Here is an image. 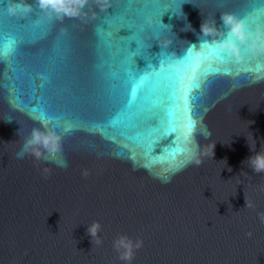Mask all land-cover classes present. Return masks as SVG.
<instances>
[{
    "label": "water",
    "instance_id": "95a60500",
    "mask_svg": "<svg viewBox=\"0 0 264 264\" xmlns=\"http://www.w3.org/2000/svg\"><path fill=\"white\" fill-rule=\"evenodd\" d=\"M31 2L34 11L15 18L50 28L47 39L32 50L49 57L54 40L70 45L61 53L62 62L50 69L60 112L96 123L86 131L64 132L68 120L42 119V81L37 79L35 102L30 103L11 87L8 65H0V264H128L113 247L121 234L143 241L131 264H264L259 216L264 213V174L246 164L254 154L248 138L255 139L257 152L264 150V57L249 61L241 46L245 60L224 74L225 65L208 54L213 43L228 39L221 15L243 18L251 0H184L161 18L162 28L142 33L150 60L143 54L135 57L138 71L158 70L164 61L185 84L193 76L201 83L190 94L193 131L187 127L183 92L174 97L167 85L174 125L132 127L128 117L109 123L119 106L107 88L112 55L104 28L115 23L110 7L123 0H110L107 11L90 4L87 19L63 22L48 20L38 0ZM7 3H0V19L7 17ZM132 7L148 14L149 23L161 11L154 0H132ZM205 20L216 21L219 28L210 43L202 37ZM161 37H171L172 43L164 48ZM136 47L133 42L131 50ZM216 68L219 75L212 74ZM41 122L60 125L67 167L30 155L17 157ZM193 143L199 145V165L190 162ZM96 221L102 228L92 238L88 226Z\"/></svg>",
    "mask_w": 264,
    "mask_h": 264
},
{
    "label": "snow or ice",
    "instance_id": "6c2138e0",
    "mask_svg": "<svg viewBox=\"0 0 264 264\" xmlns=\"http://www.w3.org/2000/svg\"><path fill=\"white\" fill-rule=\"evenodd\" d=\"M154 2L161 5V11L156 16L152 15V23H149L148 14L138 7H132V0H123L121 5L110 7L114 10V14L109 16L115 23H106L109 25L108 30H105L103 25L104 32L108 36L107 46L110 55H112L107 88L112 93L111 101L119 106L117 115L114 118H109V123L115 124L121 117H128L132 121V127L147 128L150 125L152 130H156L161 123L171 122L174 125L175 121H170V118L175 113L169 107L170 101L164 87L167 85L174 90L172 93L174 97L177 92H183V103L189 115L187 127L193 131L196 125L191 120L190 94L201 87V83L195 76L190 83L185 84L178 72L166 68L164 61L160 62L158 70L140 72L136 68L135 57L143 54L145 59L150 60L142 40V33L144 31L155 33L158 28H162L164 25L161 23V18L169 10H172L174 5L185 4L184 0H154ZM165 7L168 9L167 11H165ZM248 7L250 10L245 11L242 15L249 28L254 30L257 24L264 23V0H251ZM21 20L27 22L21 24ZM122 30H128L130 34L122 36L120 35ZM49 35V27L34 28L29 20L16 19L7 14L5 19H0V46L8 45L10 54L0 56V65H8L6 72L10 73L7 79L11 81V87L17 89L20 95L28 98L30 103L35 102L37 79L42 81L38 86L41 92L39 111L42 119L68 120L69 127L64 128V132L86 131L96 121L79 117L72 118L66 112L61 113L56 103L59 94L53 91L54 82L50 69L56 63L62 62L61 53L65 52L70 45L60 38L54 40L49 57H45L42 50H32V45L47 39ZM227 37V40L222 38L223 42L233 39L230 34H227ZM154 39L159 40V36L154 35ZM133 42L137 45L134 51L131 50ZM248 53L249 61L258 58L254 57L249 50ZM208 54L218 58L225 65L224 74H228V66L241 63L237 62L230 52L221 51L219 45L215 43L211 45ZM186 59H191V52ZM151 67L149 64V68ZM194 67L199 68L200 65ZM220 73L221 69L216 68L212 74L219 75ZM204 75H209L207 68L204 70ZM3 86L9 87L8 84ZM56 126L60 127L59 124ZM171 131L173 133L176 131L174 126Z\"/></svg>",
    "mask_w": 264,
    "mask_h": 264
},
{
    "label": "clouds",
    "instance_id": "9594fccd",
    "mask_svg": "<svg viewBox=\"0 0 264 264\" xmlns=\"http://www.w3.org/2000/svg\"><path fill=\"white\" fill-rule=\"evenodd\" d=\"M3 3V0H0ZM95 4L101 11H107L110 7V0H38V6L42 13H44L48 20L63 22L66 19H87L89 16V5ZM7 14L10 16H27L34 11L31 0H8ZM93 18L96 16L95 10H92ZM223 29L227 31L233 38L229 42L219 43V48L223 52H230L237 62L244 60V55L241 46L246 47L254 57H264V24H257L254 30H251L244 18L238 17L234 14L224 13L221 15ZM167 26V25H165ZM191 28L188 24L186 27ZM219 30L216 21L205 20L201 25L202 37L205 41H209V37L217 33ZM161 45L166 48L171 43V37H161ZM210 43V41H209ZM209 43L202 46L207 47ZM10 54L8 45L0 46V56ZM206 135L210 136L208 132ZM63 136L57 131V126H50L48 122H41L40 127H35L26 137L22 149L17 153L18 158H23L25 155L34 157L37 161H52L59 167H67V161L62 158L64 150ZM250 148L254 153L246 164L257 174H264V150L256 151V142L251 137V142L248 138ZM190 162L197 165L202 161L199 158V145L193 143L191 147ZM45 172L49 170L44 169ZM85 175L88 173L85 172ZM247 207H253L250 201H246ZM260 220L264 223V213H260ZM102 225L99 221L94 222L88 226V232L92 238H98ZM251 235V234H249ZM97 243H101L97 239ZM143 246V241L140 239L133 240L127 235H119L113 242V247L120 254L122 261L131 264L134 257L135 250Z\"/></svg>",
    "mask_w": 264,
    "mask_h": 264
}]
</instances>
